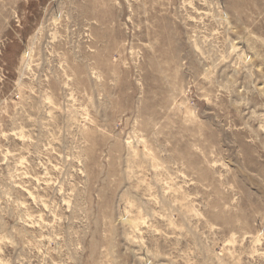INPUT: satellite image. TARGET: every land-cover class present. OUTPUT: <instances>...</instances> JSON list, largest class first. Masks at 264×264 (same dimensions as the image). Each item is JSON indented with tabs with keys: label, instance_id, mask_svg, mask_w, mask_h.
Returning <instances> with one entry per match:
<instances>
[{
	"label": "rangeland",
	"instance_id": "374dc122",
	"mask_svg": "<svg viewBox=\"0 0 264 264\" xmlns=\"http://www.w3.org/2000/svg\"><path fill=\"white\" fill-rule=\"evenodd\" d=\"M0 264H264V0H0Z\"/></svg>",
	"mask_w": 264,
	"mask_h": 264
}]
</instances>
